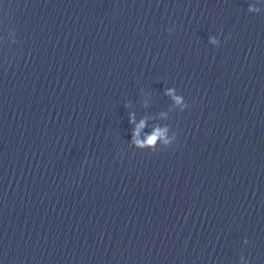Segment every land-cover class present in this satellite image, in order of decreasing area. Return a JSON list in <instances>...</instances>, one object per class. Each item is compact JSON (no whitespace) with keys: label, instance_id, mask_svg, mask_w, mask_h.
I'll use <instances>...</instances> for the list:
<instances>
[{"label":"clouds","instance_id":"9594fccd","mask_svg":"<svg viewBox=\"0 0 264 264\" xmlns=\"http://www.w3.org/2000/svg\"><path fill=\"white\" fill-rule=\"evenodd\" d=\"M251 10V9H250ZM169 95H171V90H169ZM175 102L177 104L181 103V97H174ZM144 126V122L141 121V124L139 125V127H143ZM166 129H156L151 135H149L148 137H146V140L144 142H140L137 141V144L143 146V145H152L154 142H156L157 140L161 139L164 136ZM165 143H168V141H164Z\"/></svg>","mask_w":264,"mask_h":264}]
</instances>
